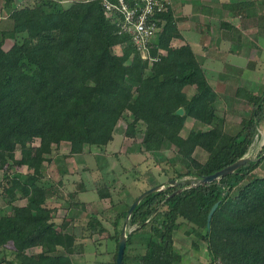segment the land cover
Returning <instances> with one entry per match:
<instances>
[{"label": "trees", "instance_id": "trees-1", "mask_svg": "<svg viewBox=\"0 0 264 264\" xmlns=\"http://www.w3.org/2000/svg\"><path fill=\"white\" fill-rule=\"evenodd\" d=\"M3 1L6 9L29 16L10 30L0 29V193L10 207L0 215V264H74L72 257L84 251L85 239L95 247L103 240L115 242L112 264H117L130 207L118 213L109 187L93 191L111 206L81 219L83 235L78 236L76 224L68 231L73 219L59 220L57 208L48 203L60 198L59 190L42 181L45 163L54 161L63 143L70 145L68 158L105 150L116 127L128 118L126 137L143 133L150 154L174 147L184 167L174 166L171 173L164 169L166 188L146 197L133 212L124 264H182L174 235L183 228L196 244H206L210 264H264V176L247 180L263 166L264 147L255 161L211 184L171 185L214 175L250 155L264 123V94L252 99V116L240 131L226 132L217 114L218 95L193 47H170L173 40H183L171 7L157 17L162 29L151 54L159 60L144 61L140 68L135 64L140 52L122 30L120 17H106L102 0L68 6L61 0H36L30 7H18L25 0ZM8 34L15 42L6 51ZM117 47L121 54L114 51ZM189 88L198 90L191 99ZM180 109L183 116L177 114ZM188 119L210 127L208 135L191 131L183 137ZM198 148L208 154L204 163L194 157ZM87 191L82 183L79 192L69 193V208L84 204L78 194ZM22 200L25 205H16Z\"/></svg>", "mask_w": 264, "mask_h": 264}, {"label": "rangeland", "instance_id": "rangeland-1", "mask_svg": "<svg viewBox=\"0 0 264 264\" xmlns=\"http://www.w3.org/2000/svg\"><path fill=\"white\" fill-rule=\"evenodd\" d=\"M19 4L22 0H17ZM36 0H25L18 7L33 6ZM63 5L77 0H61ZM171 5L179 10L186 5L184 0H168ZM178 11V14H179ZM28 13H15L12 9L5 8V2L0 0V29H11L15 21L22 22L28 18ZM178 16V15H177ZM184 23L180 21L179 24ZM14 36L8 34L4 43V50H9L14 44ZM180 43H171V48L179 47ZM163 50L166 54L165 49ZM116 54H121L119 47L114 50ZM146 61L141 58L135 64L142 67L143 62ZM196 89V88H195ZM190 88L187 93H189ZM191 96L192 94H187ZM188 96V97H189ZM219 108L217 109V113ZM221 119V118H220ZM131 122V118L126 121H121L114 132V140L105 150L94 149L92 152L88 150L85 154L78 155L73 158H68L70 145L63 143L58 150L54 152V161L44 165L45 179L42 184L45 186H55L59 190L60 198L53 197L48 200L50 207L57 208L55 217L63 219L64 217H71L74 221L68 231L72 232L73 225L75 227L74 233L82 236V228L80 220L90 214H96L104 211L105 208L111 206L108 200H98L95 190L103 187H109L113 198L116 201L114 210L118 213L126 211L133 205L135 200L145 191L161 184H168L169 177L165 174L164 169L172 172L173 167L181 169L183 162L179 160L176 154V149L173 147L170 150H165L158 153H146L145 147L142 143L143 133H139L136 138L131 139L125 136L127 123ZM140 129H143L142 127ZM235 128L231 130V134H236ZM211 130L210 127L201 125L193 119H188L184 130L183 137H187L189 132H200L206 137ZM38 141L36 142L37 145ZM260 153H252L249 157L256 159ZM18 159L21 157L17 153ZM194 157L200 162H205L208 154L202 149L198 148ZM264 165V164H263ZM11 166V164H10ZM16 170L26 173L25 168H15ZM264 176V166L260 167L253 174L248 177V181H253L255 178ZM186 179H184L185 181ZM3 182V173L0 172V184ZM62 182V185L60 184ZM84 183L87 188V193L81 195L79 193L78 199L84 204L77 209L69 208V193H77L80 191V184ZM77 198V197H76ZM69 199V200H68ZM120 202V203H119ZM26 202L19 201L16 205L23 206ZM10 212V207L5 197L0 193V215ZM111 215V214H110ZM107 217L110 218L111 216ZM114 215V214H113ZM78 223V225H77ZM107 226L112 230L110 223ZM130 233L132 229H127ZM183 228L174 235L175 249L183 255L182 264H210L207 246L203 242L196 244V237L187 235ZM113 233V231H111ZM86 235V234H84ZM85 249L78 255L72 257L74 264H112L115 258L117 249L116 243L113 241H104L99 247L91 245L92 242L84 240ZM63 251V250H62ZM63 253V252H61Z\"/></svg>", "mask_w": 264, "mask_h": 264}, {"label": "crops", "instance_id": "crops-1", "mask_svg": "<svg viewBox=\"0 0 264 264\" xmlns=\"http://www.w3.org/2000/svg\"><path fill=\"white\" fill-rule=\"evenodd\" d=\"M184 2L180 11L171 5L183 36V40H173L172 44L177 41L179 47H193L209 85L218 95L220 126L230 134L233 128L238 133L252 116V99L264 94V0ZM197 92L190 88L188 94L192 95L188 98ZM263 147L264 123L250 156L260 153Z\"/></svg>", "mask_w": 264, "mask_h": 264}, {"label": "built area", "instance_id": "built-area-1", "mask_svg": "<svg viewBox=\"0 0 264 264\" xmlns=\"http://www.w3.org/2000/svg\"><path fill=\"white\" fill-rule=\"evenodd\" d=\"M102 1L106 17H114V15L120 17L122 30L131 37L141 58L149 61L150 64L157 62L158 57L151 54V46L162 29L157 17L169 11L170 2L168 0ZM159 52L164 54L161 49Z\"/></svg>", "mask_w": 264, "mask_h": 264}, {"label": "water", "instance_id": "water-1", "mask_svg": "<svg viewBox=\"0 0 264 264\" xmlns=\"http://www.w3.org/2000/svg\"><path fill=\"white\" fill-rule=\"evenodd\" d=\"M161 81H163V77H161ZM177 114L179 116H183L184 115V110L180 109L177 111ZM251 161H255V159H252L249 156H246L245 158L239 160L238 162L234 163L233 165L215 173L214 175H210V176H206L203 179L200 180H187V181H182V182H177V181H172L171 185L172 186H186V187H197L199 185H207V184H211L215 181H218L222 178H225L233 173H235L237 170H239L240 168H242L243 166H245L246 164H248ZM166 188V184H161L158 185L156 187H153L147 191H145L144 193H142L133 203V205L130 207L128 214L126 216V219L124 221L123 224V228H122V233H121V237H120V241H119V246H118V255H117V260L116 263L117 264H124V259H125V253H126V247H127V229H128V223L129 220L133 214V212L135 211V209L138 207V205L148 196L162 191ZM219 204H215L214 207L212 208L211 212L209 213L208 216V226H210L211 220L213 218V215L215 214L217 208H218Z\"/></svg>", "mask_w": 264, "mask_h": 264}]
</instances>
